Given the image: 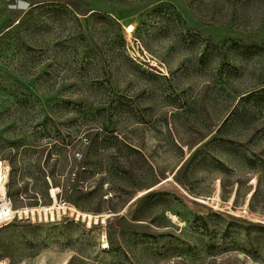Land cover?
<instances>
[{"label":"rangeland","instance_id":"rangeland-1","mask_svg":"<svg viewBox=\"0 0 264 264\" xmlns=\"http://www.w3.org/2000/svg\"><path fill=\"white\" fill-rule=\"evenodd\" d=\"M0 186V264H264V0H0Z\"/></svg>","mask_w":264,"mask_h":264},{"label":"built area","instance_id":"built-area-1","mask_svg":"<svg viewBox=\"0 0 264 264\" xmlns=\"http://www.w3.org/2000/svg\"><path fill=\"white\" fill-rule=\"evenodd\" d=\"M28 210H14L12 208L10 200L5 196L0 198V229L7 226L14 220H22L28 219V217H32Z\"/></svg>","mask_w":264,"mask_h":264},{"label":"crops","instance_id":"crops-1","mask_svg":"<svg viewBox=\"0 0 264 264\" xmlns=\"http://www.w3.org/2000/svg\"><path fill=\"white\" fill-rule=\"evenodd\" d=\"M261 87V86H260ZM252 92H250V90L248 91L247 89H241V90H233L230 94L233 96V105H232V109L227 113L226 115V119L227 123L230 124V121L234 118H237V114H233V111H237L238 109V103L244 99L247 95L251 94ZM242 113V112H241ZM242 115V114H240ZM220 129V127L216 128V133L218 132V130Z\"/></svg>","mask_w":264,"mask_h":264},{"label":"bare ground","instance_id":"bare-ground-1","mask_svg":"<svg viewBox=\"0 0 264 264\" xmlns=\"http://www.w3.org/2000/svg\"><path fill=\"white\" fill-rule=\"evenodd\" d=\"M5 193H6V189L4 186H0V198L5 196ZM45 209V208H44ZM26 210V209H25ZM53 210V209H52ZM50 211V210H49ZM28 213L30 212V214H32V216L34 215V213L36 212L35 210H28L27 211ZM51 212V211H50ZM49 212V213H50ZM38 214L40 212H37ZM43 213H46V211H44ZM52 213V212H51ZM85 216V215H84ZM52 217V216H51ZM83 217V216H82ZM104 249H107L108 248V244L104 242V246H103Z\"/></svg>","mask_w":264,"mask_h":264},{"label":"trees","instance_id":"trees-1","mask_svg":"<svg viewBox=\"0 0 264 264\" xmlns=\"http://www.w3.org/2000/svg\"><path fill=\"white\" fill-rule=\"evenodd\" d=\"M249 95H250V94H249ZM247 96H248V95H247ZM247 96H246V97H247ZM226 121H227V120H225L224 123H225ZM220 129H221V128H220ZM220 129L218 130V132L220 131Z\"/></svg>","mask_w":264,"mask_h":264}]
</instances>
